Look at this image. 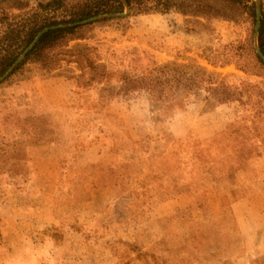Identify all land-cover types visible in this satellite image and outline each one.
Instances as JSON below:
<instances>
[{"label":"rangeland","instance_id":"374dc122","mask_svg":"<svg viewBox=\"0 0 264 264\" xmlns=\"http://www.w3.org/2000/svg\"><path fill=\"white\" fill-rule=\"evenodd\" d=\"M51 1L0 0V39ZM181 1L189 12L124 7L89 22L48 51L63 59L52 70L28 62L0 82V264H264V67L252 11ZM122 72L168 84L124 95ZM180 74L224 82L233 101L204 89L182 98ZM220 204L251 207L256 246L232 212H212ZM47 239L74 243L51 248V260Z\"/></svg>","mask_w":264,"mask_h":264},{"label":"trees","instance_id":"16d2710c","mask_svg":"<svg viewBox=\"0 0 264 264\" xmlns=\"http://www.w3.org/2000/svg\"><path fill=\"white\" fill-rule=\"evenodd\" d=\"M226 1H228L232 7H241L243 9L247 8L251 10L252 24L254 28L256 22L254 12L255 4L252 0ZM124 5L128 8V16L141 14H167L171 11H178L185 14L189 12L190 9L189 5L184 6L182 1L179 2V0H52L45 5L38 6L43 14H33L22 23L18 24V26L15 25L14 27L11 26L12 28L6 29V32L0 39V77L8 71L17 58L33 42L41 30L48 27H58L56 29L46 31L38 38L33 48L18 63V65L11 72V75L28 62H39L41 63L42 68L52 70L56 65H58V61L63 59L57 58L55 60L48 57V51L55 47H67L69 41L83 37L81 31L87 24L74 26L68 25L76 24L94 17L122 14L124 12ZM57 11H61L60 17H54V14ZM104 20L110 19L105 18L103 21ZM257 41L259 50L264 56V16L262 10L257 31ZM254 57L256 62L260 66L264 67L263 62L256 54ZM89 65L90 69H97V67L93 66V64L90 63ZM98 74L99 73H96V75ZM202 78V75L195 74V76H187L185 74H180L177 78L174 76L172 78V82L174 83L175 90H179L180 87L182 88V92L184 91L185 93L182 97L184 99H187L190 94H194L199 89H204L219 103L233 101L234 96L230 93L228 86L224 82L215 80L212 77H207V79ZM118 80L123 85L125 92L124 95L136 90H143L149 94L152 93L153 95L155 92L160 91L161 93V85L168 84V81H160L161 78L134 79L129 77L124 72L121 73ZM238 207H240L244 216L241 215L242 213L237 215L238 212H240V210L237 209ZM219 211H230L234 214V216H236V224L238 226L239 234L248 232L247 229L250 230V228L256 226V224H251L254 219L252 220L250 216L245 215L246 211L252 212L251 207L247 205H244L243 207L231 205L226 208L224 205L220 204V207L216 210H212V212ZM206 212L209 211L206 210ZM72 243H74V240Z\"/></svg>","mask_w":264,"mask_h":264},{"label":"water","instance_id":"95a60500","mask_svg":"<svg viewBox=\"0 0 264 264\" xmlns=\"http://www.w3.org/2000/svg\"><path fill=\"white\" fill-rule=\"evenodd\" d=\"M255 6H256V13H255V28H254V50L256 55L260 58V60L263 62L264 64V56L262 55V53L259 50L258 47V41H257V31H258V26H259V22H260V17H261V12H260V4L258 0H255ZM125 9H127L126 5H124ZM124 14H119L118 16H123ZM114 16V15H111ZM103 17H108V16H101V17H94L76 24H72V25H68V26H74V25H83V24H87L89 22H92L94 20L103 18ZM60 27H66V26H60ZM58 27H48L45 28L43 30H41L37 36L35 37V39L33 40V42L27 47V49L17 58V60L13 63V65L8 69V71L0 77V82L3 81L6 77H8L11 72L14 70V68L18 65V63L24 58V56L33 48V46L35 45V43L37 42L38 38L45 33L48 30L51 29H56Z\"/></svg>","mask_w":264,"mask_h":264},{"label":"crops","instance_id":"0c3cea01","mask_svg":"<svg viewBox=\"0 0 264 264\" xmlns=\"http://www.w3.org/2000/svg\"><path fill=\"white\" fill-rule=\"evenodd\" d=\"M255 228H257V227L255 226ZM244 233H245V235L247 237L252 238V240H250V241H251L252 244H254V246H256L255 245L256 239L254 238V236L250 235L252 233H249V232H244ZM29 240H30L29 243L32 244L33 240L30 239V237H29ZM72 241H73V239L72 240L65 239V240H62V242H59L58 244H55L54 241H52L51 239H47V240L44 241L45 247H44V250H42V252H44V255L48 256L49 259L54 260L56 254H54V250H52L51 248L56 247V248L60 249V247L63 245V243H65V242L72 243ZM30 252H32V250L28 251V253H30ZM25 259H27V257H25ZM49 261L50 260H48V262ZM53 264H58V263H53Z\"/></svg>","mask_w":264,"mask_h":264}]
</instances>
